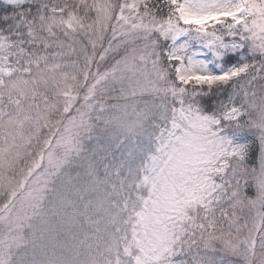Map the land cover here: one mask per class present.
<instances>
[{
  "label": "snow or ice",
  "instance_id": "snow-or-ice-1",
  "mask_svg": "<svg viewBox=\"0 0 264 264\" xmlns=\"http://www.w3.org/2000/svg\"><path fill=\"white\" fill-rule=\"evenodd\" d=\"M0 264H264V0H0Z\"/></svg>",
  "mask_w": 264,
  "mask_h": 264
}]
</instances>
